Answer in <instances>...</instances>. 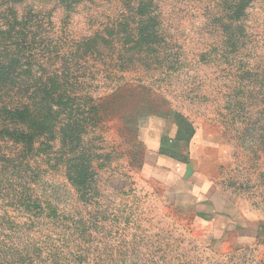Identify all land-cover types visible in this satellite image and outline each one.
I'll use <instances>...</instances> for the list:
<instances>
[{
    "label": "rangeland",
    "instance_id": "rangeland-1",
    "mask_svg": "<svg viewBox=\"0 0 264 264\" xmlns=\"http://www.w3.org/2000/svg\"><path fill=\"white\" fill-rule=\"evenodd\" d=\"M7 13L43 20L33 75L92 118L83 143L60 121L30 160L42 200L89 221L83 258L0 199L14 241L44 250L34 264H264V0H0Z\"/></svg>",
    "mask_w": 264,
    "mask_h": 264
},
{
    "label": "trees",
    "instance_id": "trees-1",
    "mask_svg": "<svg viewBox=\"0 0 264 264\" xmlns=\"http://www.w3.org/2000/svg\"><path fill=\"white\" fill-rule=\"evenodd\" d=\"M145 9V5H141L138 15H143ZM33 17L30 13L23 16L7 13L0 20V199L8 201L9 206L27 211L32 218L41 217L44 219L41 226L63 228L65 241L73 246L74 259L77 260L85 256L79 242L88 237L89 221L84 217L62 215L49 201L42 200L34 187L41 177V171L38 172L41 166L38 163L33 166L30 160L41 158V154L47 152L43 139L56 138L60 121H63V135L71 140V144L83 143V133L87 132L84 126L90 124L87 122L92 118L83 117L84 107L88 104L85 100L71 95L68 90L60 93L56 83L52 87L43 85L42 75H33L31 60L34 54L30 47L36 46L42 35L34 31L43 28V20L38 21L35 17L34 21ZM92 44L96 42L86 44L87 51L95 50L91 48ZM82 48L77 46L75 50ZM98 112L100 108L95 104L88 109L87 115ZM77 114L82 119L77 120ZM63 115L64 119H61ZM80 122L84 123L81 130ZM160 152L167 154L164 150ZM93 176L95 174L87 165L78 167L74 175H70V181L74 186L85 185L92 181ZM34 224L32 221L29 227ZM18 231V225L7 214L0 216V264H34L36 258L42 259L44 250L30 240L27 243L21 238L18 243L14 241L13 234ZM17 245H23L22 249ZM47 250L50 257H68L67 252L60 251L59 247Z\"/></svg>",
    "mask_w": 264,
    "mask_h": 264
}]
</instances>
